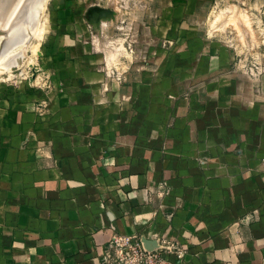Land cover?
<instances>
[{"label": "crops", "instance_id": "1", "mask_svg": "<svg viewBox=\"0 0 264 264\" xmlns=\"http://www.w3.org/2000/svg\"><path fill=\"white\" fill-rule=\"evenodd\" d=\"M184 35L118 91L97 68L51 76L0 171V264H102L115 234L178 243L181 264H264V77Z\"/></svg>", "mask_w": 264, "mask_h": 264}, {"label": "rangeland", "instance_id": "2", "mask_svg": "<svg viewBox=\"0 0 264 264\" xmlns=\"http://www.w3.org/2000/svg\"><path fill=\"white\" fill-rule=\"evenodd\" d=\"M21 1L22 6L19 4L16 11L14 4ZM16 2L12 4L14 9L9 10L13 16L8 12L9 16L4 18L11 20L0 22L4 33L1 40H5L0 43L7 45L0 56L3 57L0 59L2 172L12 169L11 164L17 158L15 149L29 148L32 139L26 125L41 121L46 107L43 92L53 88V74H70L75 68H97L105 75L103 90H109L114 84L116 91L118 85L130 82L129 75L152 71L148 65H153L158 56V52L151 49L153 44L162 41L170 45L183 40L189 28H198L207 33L210 42L217 37L221 39L233 71L241 72L249 80L264 77V0H43L39 9L43 13H39L33 23V31L37 27L39 34L24 35L15 44L6 39L16 28L17 17L25 18L32 2L37 0ZM22 18L24 22L28 17ZM22 23H18L19 28ZM2 26L5 31L9 28L7 33ZM19 48L25 49L24 57ZM8 52L13 60L17 55L21 57L17 56L16 62L12 59L13 62H8V57L5 58ZM7 62L12 66L18 62V65L10 68Z\"/></svg>", "mask_w": 264, "mask_h": 264}, {"label": "built area", "instance_id": "3", "mask_svg": "<svg viewBox=\"0 0 264 264\" xmlns=\"http://www.w3.org/2000/svg\"><path fill=\"white\" fill-rule=\"evenodd\" d=\"M185 249L178 243L147 245L138 234H115L104 245L102 264H181Z\"/></svg>", "mask_w": 264, "mask_h": 264}, {"label": "bare ground", "instance_id": "4", "mask_svg": "<svg viewBox=\"0 0 264 264\" xmlns=\"http://www.w3.org/2000/svg\"><path fill=\"white\" fill-rule=\"evenodd\" d=\"M13 1H14V0H0V22H1V21L7 16L8 12H10L9 10H11V7L13 8V6H12ZM19 1H20V0H19ZM23 1H24V0H23ZM34 1H35V0H34ZM45 1H46V0H45ZM17 2H18V0H17ZM17 2H16V3H17ZM25 2H26V1H25ZM42 2H43V0H37L36 3H35V2H32L33 4H32V3H31L32 5L30 4V5L32 6V8L29 6V7H30V9H29V10H30V13L26 10V11L29 13L28 15H25V14H26V13H25V12H26L25 10H24L25 12H22L23 14L25 13V14H24V15H25V18H26V17H28V18H26V19H25V18H22V17H24L23 15H22V17L20 16V18L17 17V19H18V23H22V22H23V21L21 22V18H22V20H24V19L26 20V21H24L22 24H20V25H21L20 28H19V26H18L17 21L14 20V21H16V24H17V25H15V24H13V25H15L16 28H17V27H18V28H17V29H16V28H15V29L13 28L14 30L12 29L11 36H8V37H10V38H9L10 40H9L8 38H7V39L5 38L6 41H9V43H10L11 41H12V42H15V41H17L20 37H22V36H24V35L31 36V35H34V34H39V33H37V30H38L37 27L35 28L36 32H35V30L33 31V23H34V21H35L36 18L38 19V15H39V13H40L39 9H40V7H42V6H41ZM20 3H22V1L19 2L18 4H14V6L16 5L15 8H17L18 5H19ZM34 3H35V5H34ZM21 6H22V4H20V7H21ZM43 6L45 7L44 4H43ZM44 7H43V9H44ZM25 8H26V7H25ZM13 9H14V8H13ZM13 9H12V10H13ZM43 9H42L41 11H43ZM15 10L18 11V8L15 9ZM229 10H230V9H229ZM13 11H14V10H13ZM13 11H12V12H13ZM13 13H14V12H13ZM41 13H43V12H41ZM41 13H40V14H41ZM231 13H232V12H231ZM16 14H17V13H16ZM16 14H15V15H16ZM11 15L13 16V14H11V12H10V17H12ZM41 15H42V14H41ZM8 16H9V14H8ZM10 17H8V20H6L7 18L4 19V20H6V21L9 22V20H11ZM15 17H16V16H15ZM39 17H40V16H39ZM12 19H13V18H12ZM4 20H3V21H4ZM6 21H5V22H6ZM12 21H13V20H12ZM12 21H11V22H12ZM37 21H38V20H37ZM1 23H3V22H1ZM6 23H7V22H6ZM4 24H5V23H4ZM8 24H10V23H7V25H8ZM36 24H37V22H36ZM39 24H40V23H39ZM5 25H6V24H5ZM5 25H4V26H5ZM10 25H11V24H10ZM10 25H9V26H10ZM37 25H38V24H37ZM9 26H7V27H9ZM11 26H12V25H11ZM11 26H10V27H11ZM34 26H36V25H34ZM12 27H13V26H12ZM38 27H39V26H38ZM41 27H42V26H41ZM41 27H40V28H41ZM2 28H3L4 31L6 30L3 26H2ZM8 29H9V28H8ZM8 29H7V31H8ZM15 30H16V31H15ZM7 31H5V32L7 33ZM13 31H14V32H13ZM2 32H3V31H2ZM2 32H1V28H0V40L4 37V36H3L4 33H2ZM9 32H10V30H9ZM8 35H9V34H8ZM5 36H7V35H5ZM35 36H36V35H35ZM28 38H29V37H27V39H25V41L28 40ZM20 39H21V38H20ZM1 41L5 42V40H1ZM28 42H29V41H28ZM6 43H8V42H6ZM6 43H4V44H6ZM9 43H8V44H9ZM18 43H19V41H18ZM23 43H25V42H23ZM15 44H17V43L15 42ZM28 44H29V43H28ZM30 44H31V43H30ZM6 46H7V45H4V46H3V44H2V46H1V43H0V47H1L0 56H2L1 53H3V52H2V50L4 49L3 47H6ZM21 46H22V45H21ZM23 46H24V45H23ZM23 46H22V49H23ZM25 46H26V45H25ZM12 47H13V46H12ZM17 47H18V46H17ZM10 48H11V47H10ZM10 48H9V49H10ZM13 49H15V47H14ZM19 49H20V48H19ZM6 50H7V49H6ZM24 50H25V49H24ZM24 50H21V49L19 50V52H20V51L23 52V53L21 52V53H22V56H23L24 53H25ZM3 51H4V50H3ZM9 52H10V51H9ZM9 52H8L7 54H5L6 56L4 55L5 58L8 57ZM16 52H17V51H16ZM4 53H5V52H4ZM38 53H39V52H38ZM10 54H11V53H10ZM14 54H15V52H14ZM14 54H13V56H14ZM11 55H12V54H11ZM11 55H10V56H11ZM15 55H16V54H15ZM19 55H20V54H19ZM41 55H42V54L39 53V56H41ZM10 56L7 58V61H8V62H9V61L13 62L14 60H15V62H16V59L19 60L18 58L21 57V55H20V56L17 55L18 58H16L17 56H16V57L14 56L16 59L14 58V60H13ZM13 56H12V57H13ZM23 57H24V56H23ZM2 58H3V57H0V59H2ZM25 58H26V55H25ZM8 59H9V60H8ZM10 59H12L13 61L10 60ZM26 60H27V59H26ZM3 61H4V60H3ZM8 62L6 63V65L11 63V62H10V63H8ZM4 63H5V62H4ZM17 63H18V62H17ZM17 63H15L13 66L11 65V64H12V63H11L9 67H10V68H11V67H14ZM0 65H1V64H0ZM2 65H3V63H2ZM4 65H5V64H4ZM17 65H18V64H17ZM21 65H22V64H21ZM33 65L36 66V64H33ZM7 66H8V65H7ZM7 66H6V67H7ZM34 70H36V68H34L33 71H34ZM38 70H39V69H38Z\"/></svg>", "mask_w": 264, "mask_h": 264}]
</instances>
